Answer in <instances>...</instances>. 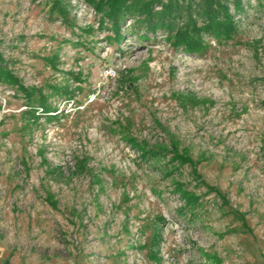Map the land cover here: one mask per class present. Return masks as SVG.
<instances>
[{
  "label": "rangeland",
  "instance_id": "rangeland-1",
  "mask_svg": "<svg viewBox=\"0 0 264 264\" xmlns=\"http://www.w3.org/2000/svg\"><path fill=\"white\" fill-rule=\"evenodd\" d=\"M52 1L0 0V264H264V0L192 51Z\"/></svg>",
  "mask_w": 264,
  "mask_h": 264
},
{
  "label": "trees",
  "instance_id": "trees-1",
  "mask_svg": "<svg viewBox=\"0 0 264 264\" xmlns=\"http://www.w3.org/2000/svg\"><path fill=\"white\" fill-rule=\"evenodd\" d=\"M84 2L99 14V24L108 22V27L116 38L120 37V24L126 18L133 21V26L143 27L145 33L142 38L147 37L146 32L164 29L167 38L172 39L175 46L189 51L200 46V31L205 30L215 37H220L227 35L232 29L231 16L227 14L226 7L220 0H84ZM155 6H159L158 10ZM50 10L55 11L66 21L67 11L60 1L53 0ZM199 16L200 21H196ZM177 21L180 22L179 25ZM2 61L0 53V78L3 76ZM27 94L30 95L26 92L25 95ZM43 99L37 98L39 104L37 106L45 114L49 110Z\"/></svg>",
  "mask_w": 264,
  "mask_h": 264
}]
</instances>
